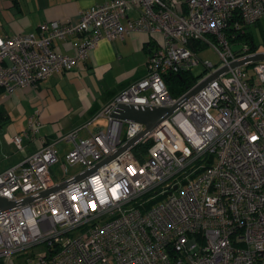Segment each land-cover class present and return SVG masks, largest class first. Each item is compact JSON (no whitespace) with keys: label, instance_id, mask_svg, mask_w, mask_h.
<instances>
[{"label":"built area","instance_id":"1","mask_svg":"<svg viewBox=\"0 0 264 264\" xmlns=\"http://www.w3.org/2000/svg\"><path fill=\"white\" fill-rule=\"evenodd\" d=\"M134 10L139 16L127 18ZM263 18L264 0H109L81 11L76 23L44 22L38 33L0 37V88L11 93L72 70L101 39L135 30L162 36L146 74L95 115L108 120L106 128L58 139L73 143L60 163L63 175L74 164L83 169L54 181L59 157L50 142L0 172V197H32L0 211V264H264V60L229 66L258 52L239 36ZM73 37L80 40L72 54L54 47ZM200 45L213 48L220 63L202 60ZM200 63L204 74L171 96L166 76ZM224 66L103 162L144 128L113 118L117 105L172 107ZM35 132L30 119L23 135ZM22 141L21 134L11 137L18 149ZM144 142L140 159L134 147Z\"/></svg>","mask_w":264,"mask_h":264},{"label":"crops","instance_id":"2","mask_svg":"<svg viewBox=\"0 0 264 264\" xmlns=\"http://www.w3.org/2000/svg\"><path fill=\"white\" fill-rule=\"evenodd\" d=\"M107 1L0 0V37L36 31L44 22L76 23L81 11ZM138 16L139 11L134 10L127 18ZM247 32L252 36L251 29ZM161 38L159 33L135 30L122 39H101L84 61L70 71L54 73L34 87H19L11 93L0 88V172L43 143H54L62 163L63 155L73 148V143L58 140L60 136L77 129V138H82L100 129L102 126L94 124L95 115L120 91L146 74L147 56ZM79 40L56 39L54 47L61 53L72 54ZM30 119L34 120L36 132L25 137L23 132L27 131ZM84 123H88L86 128L81 126ZM15 134L23 137L20 149L11 142ZM63 143L71 148L60 153L57 147Z\"/></svg>","mask_w":264,"mask_h":264},{"label":"water","instance_id":"3","mask_svg":"<svg viewBox=\"0 0 264 264\" xmlns=\"http://www.w3.org/2000/svg\"><path fill=\"white\" fill-rule=\"evenodd\" d=\"M257 60H264V51L257 52L256 54L246 56L244 58H240L236 61H233L229 64L230 67L242 65L246 62H252ZM228 69V66H224L221 69L213 72L208 77L201 80L198 84L195 85L190 91H188L184 96H182L177 103L172 107H155L152 109H149L147 107H139V106H129L120 104L117 105L116 108L112 110L110 113L113 118H117L120 120H128V121H136L141 123L144 128L143 130L134 137L130 142L123 145L115 154H112L108 156L106 159H104L103 162H108L111 160L116 154H118L120 151H122L125 148H128L131 146L136 140L140 139L143 135H145L147 132L155 128L160 122H162L175 108H177L184 100H186L189 96L194 94L197 90H199L203 85H205L209 80L213 79L220 73L226 71ZM88 173V172H87ZM85 173V174H87ZM82 177V175H79L77 177H74L71 179V181L77 180L78 178ZM70 182V181H69ZM66 183H61L60 185H57L55 188H59L61 186H64ZM54 188V189H55ZM32 197H29L22 201H9L3 197H0V211L9 209L11 207L20 205L22 203H25L26 201L31 200Z\"/></svg>","mask_w":264,"mask_h":264},{"label":"rangeland","instance_id":"4","mask_svg":"<svg viewBox=\"0 0 264 264\" xmlns=\"http://www.w3.org/2000/svg\"><path fill=\"white\" fill-rule=\"evenodd\" d=\"M251 29L252 32V37L253 40L255 42V45L258 47V50H264V18L261 19L260 21L253 23L251 25H248L247 30ZM39 30L33 31L35 33H38ZM160 37V36H159ZM161 41V39L159 40ZM242 42H248L249 40H241ZM242 45V43H238L233 45L232 44V48L235 51L236 49L240 48ZM198 56L203 60V59H210L213 63L215 64H219L220 60L216 54V52L214 51L213 48L205 46L203 49L199 50V54ZM204 66L202 63H200L199 65L194 66L191 69V73L193 74V76H198L200 77L202 74H204ZM108 123V120L105 117H98L97 121L94 123L95 126L100 125L103 128H106ZM93 126V125H92ZM85 131H81V135L82 136H86L85 135ZM60 150V153L63 151V149H70L71 146L67 143H63V144H59L57 147ZM64 149V150H65ZM61 161L59 160L56 164L52 165V171H53V179L54 181H61L63 178H68L70 176H73L74 174H76L79 170L83 169L82 166H80L79 164H74L72 166L67 167V171L68 172L66 175H63V170L60 167L61 166Z\"/></svg>","mask_w":264,"mask_h":264},{"label":"trees","instance_id":"5","mask_svg":"<svg viewBox=\"0 0 264 264\" xmlns=\"http://www.w3.org/2000/svg\"><path fill=\"white\" fill-rule=\"evenodd\" d=\"M247 27L248 26L244 27V29L246 30L245 34L240 35L239 38L249 40L248 43L251 45L252 50L255 51L257 50V46L253 43L252 36L249 34V32H247ZM202 48H203V45H200V48L198 50ZM197 79H198V76H193V74L190 72L166 76V83H167V87L169 89L170 95L173 97L180 96L188 88L193 86ZM148 145H149V142H144V143H140L136 145L134 147L135 154L140 158L141 152H144L146 150V147H148Z\"/></svg>","mask_w":264,"mask_h":264}]
</instances>
